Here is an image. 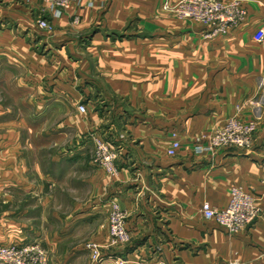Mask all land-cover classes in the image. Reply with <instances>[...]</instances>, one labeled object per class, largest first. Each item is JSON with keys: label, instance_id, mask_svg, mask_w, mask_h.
Masks as SVG:
<instances>
[{"label": "crops", "instance_id": "1", "mask_svg": "<svg viewBox=\"0 0 264 264\" xmlns=\"http://www.w3.org/2000/svg\"><path fill=\"white\" fill-rule=\"evenodd\" d=\"M161 2L79 0L56 16L45 0H0V75H7L0 80L16 81L27 100H38L39 114L57 120L58 156L40 178L68 195L58 264L83 255L82 242L70 245L80 232L101 247L99 264H264V40L253 39L264 25V0H243V23L197 43L162 33L112 43L100 29L118 30L132 19L161 26ZM41 18L53 29L41 28ZM196 100L198 112L180 119ZM98 103L105 110L94 109ZM234 115L257 122L249 148L198 143ZM9 120L0 111V180L20 173L19 131ZM51 129L43 130L48 143ZM83 134L112 144L117 174L92 162ZM174 139L179 148L170 155ZM233 186L250 192L261 214L230 236L200 208L205 201L225 207ZM112 203L126 211L124 245L110 244Z\"/></svg>", "mask_w": 264, "mask_h": 264}, {"label": "rangeland", "instance_id": "2", "mask_svg": "<svg viewBox=\"0 0 264 264\" xmlns=\"http://www.w3.org/2000/svg\"><path fill=\"white\" fill-rule=\"evenodd\" d=\"M163 1L161 2V10L163 11L161 26L148 24L145 27L142 25L139 27L140 25L132 19L118 30H112L104 26L100 27V29L109 36L112 43L121 41L124 37L130 38L138 35L153 38L160 33L178 36L180 44H188V38L189 40L192 38L197 39L195 43L205 40L198 37V30L201 27L200 23L178 18L171 10L163 9ZM170 1L175 3L178 0ZM91 30H95V28ZM187 34L190 36L188 35L189 37H187ZM103 75H106L104 71ZM2 76L0 75V77ZM6 76L5 74L2 78H6ZM155 76L154 73H149L148 79H154L153 77ZM16 83L14 80H0V111L13 119L9 120L8 126H15L19 131V143L15 156L17 158L16 163L19 164L20 168V173L12 176L14 181L11 177L0 180V244L36 242L44 250L46 264H58L56 259L61 247L57 240L59 231L67 223L66 213L69 211L68 195L61 190L59 183L49 185L40 178L43 171L50 170L52 158L54 156L57 158L58 156L55 147L59 144V131L54 130L57 120L56 117L46 120L43 114H39L42 110L38 106V100H36L35 104H32L31 100H27L25 91L17 88ZM199 101L196 100V105L193 107L189 105L191 107L189 111H186V109L185 112L180 111V119H186L196 114L200 108L198 105ZM119 102L130 107L128 100H119ZM262 103H264L263 100ZM99 104L95 105L94 109L105 110L106 106ZM182 107L184 108L185 106L182 105ZM45 128H52L49 143L47 138L43 136ZM82 136L86 150L89 154L93 153L92 140L88 139L86 134ZM100 137L107 141L105 137ZM54 142L56 144H53ZM84 235L85 233L80 232L81 240L73 237L70 241V245H75L76 243L79 245L82 242L81 244L85 245L84 248H86L82 252L83 255L74 264H99L102 260L99 262L94 261L90 250L86 247V244L92 241Z\"/></svg>", "mask_w": 264, "mask_h": 264}, {"label": "built area", "instance_id": "3", "mask_svg": "<svg viewBox=\"0 0 264 264\" xmlns=\"http://www.w3.org/2000/svg\"><path fill=\"white\" fill-rule=\"evenodd\" d=\"M53 7V14L60 15L73 2L79 0H45ZM163 9L171 10L175 16L189 19L201 24V36L210 40L227 34L231 28L241 24L247 17L243 0H178L172 3L163 1ZM77 21V18L75 19ZM41 28L52 29V24L44 18L38 20ZM256 42L264 40V25L253 34ZM78 111L86 112L84 104L78 105ZM257 122L254 119H243L237 115L227 118L223 125L214 128L207 136L198 140L208 149L233 147L244 150L253 143ZM92 162L103 168L108 174L118 172L116 166L117 152L108 141L99 135L92 136ZM179 142L174 139L168 153L175 154ZM201 213L207 220H213L227 235H234L246 228L261 214V208L256 198L240 186H233L229 192V200L225 207L213 208L207 201L201 205ZM108 233L110 244L118 246L126 244L130 235L126 229V211L117 203H112L108 215ZM86 247L91 252L94 261L103 259L101 247L93 242ZM0 264H46L45 253L36 243H9L0 245Z\"/></svg>", "mask_w": 264, "mask_h": 264}]
</instances>
